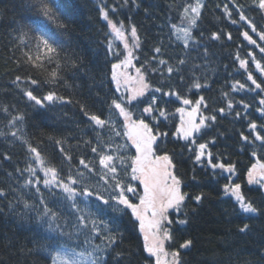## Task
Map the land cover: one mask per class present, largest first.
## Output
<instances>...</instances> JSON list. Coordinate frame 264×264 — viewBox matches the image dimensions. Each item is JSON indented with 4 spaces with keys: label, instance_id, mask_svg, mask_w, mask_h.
<instances>
[{
    "label": "trees",
    "instance_id": "1",
    "mask_svg": "<svg viewBox=\"0 0 264 264\" xmlns=\"http://www.w3.org/2000/svg\"><path fill=\"white\" fill-rule=\"evenodd\" d=\"M49 2L63 27H58L56 21L39 12V0H0V133H4L0 135V189L5 193L0 195V264H52L50 253L43 249L49 246L53 237L58 244L66 246L57 248L61 252L73 255L91 252L106 264H154L144 251L138 221L123 206L114 210L111 206L102 205L95 197L86 203L83 197L78 199L79 206L93 214L92 219L105 221L117 234V243L104 252L94 251L96 245L104 249L105 242L102 238H94L90 224L88 228L79 225L71 202L65 200L57 204L49 200L43 183L35 187L40 188L50 206L60 213V218L53 224L54 228L59 226L57 233L46 231L48 224L37 221L35 207H24L25 201L39 205L35 187L25 186V181L32 179L35 182L37 177L43 179V172L28 152L25 140L41 151L48 165L58 169L60 178L66 179L69 174L76 177L78 172H84L86 178H80L81 184L76 187L87 185L102 190L103 182L96 174L100 172L98 157L91 148L97 147L98 151L126 158L135 155V149L123 135V117L112 107V100L125 103L133 117L139 118L152 95L158 98L157 107L165 109L168 114L167 119L160 117L159 112L152 114L157 119L145 117L154 128L168 133L158 139L154 147L157 154L166 152L172 157L174 172L182 180L181 191L188 196L181 211L168 214L173 222L169 226L172 240L168 242V250L179 251L181 264H264V215L249 219V214L242 213L234 199L224 196L222 191L227 183H239L245 197L264 208V188L247 182V173L252 165L257 160L264 163V146L254 139V133L248 127L250 122H255L257 130L264 134L261 127L264 115L258 111L264 107L259 103L264 99V92L256 89L247 78L251 72L257 83L264 87V74L256 69L248 53L251 52L261 64H264V53L249 44L241 33L249 31L261 46H264V41L239 21L236 6H243V11L256 24L258 31H264V11L256 6L254 0H236L235 5L232 0H203L205 7L201 18L192 29L195 42L190 41L189 48L185 49L182 41L176 38L172 25H186L181 18L183 7L194 3V0ZM226 4L232 11L231 18L224 13ZM101 8L108 11L109 19L117 26L123 23L127 30L136 27L139 47L133 51V64L141 67L153 87H163L168 91L171 86L193 101L200 96L205 98L208 107L202 108L203 113L216 115L217 119L210 122V127L202 129L196 144L209 143L213 163L234 165V174L212 170L207 165V158L197 163L194 151H190L195 145L175 135L180 122L176 108L190 106H184L174 96L161 97L160 93L152 92L131 104L126 103L127 94L119 93L111 81V66L123 59L124 50L116 45L113 51L120 55L109 52L108 44L113 40L108 23L100 14ZM232 19L238 23H231ZM213 32L220 35L219 40L211 39ZM229 33L231 40L227 38ZM40 35L49 39L59 53L54 62L44 61V69L26 63L24 55L26 52L36 54ZM156 48L161 51L155 52ZM237 56L248 61L247 69L240 68ZM181 58L186 59V64H177ZM160 59L179 67L181 72L169 77L164 66L159 65ZM153 68L159 71L154 72ZM54 69L58 70L59 78L53 82L48 73ZM181 75L183 81L180 80ZM16 76H21L22 80L13 83ZM28 77L37 80L38 84L32 85ZM195 78L208 86L189 90ZM237 81L245 87L240 89ZM233 85H236L235 89ZM25 90H32L40 98L53 91L65 101L45 102L41 107L28 100ZM229 100L233 103L231 110L227 108ZM245 104L249 107L245 108ZM5 106L7 113L3 111ZM82 106L105 120L110 118L115 130L92 124L81 111ZM220 108L225 109L223 115L218 112ZM237 112L239 116H236ZM16 115H22L24 119L10 127L9 121ZM16 130L17 137L21 138L10 135ZM116 132L120 135L117 136ZM241 134L248 136L249 141H244ZM57 140L62 143L58 145ZM61 147L64 153H61ZM65 154L72 159H65ZM5 156L10 159H5ZM81 158L90 162L96 172L90 173L80 165ZM29 165L37 169L36 176L24 171ZM117 167L120 179L142 193L139 183L131 180L130 168L126 175L118 161ZM56 191L59 196V190ZM201 193L204 194L203 199L197 204L192 197ZM103 194L105 197L108 195L107 192ZM127 195L133 202H138L136 195ZM178 220H187V223L179 224ZM244 223L250 225L249 231L238 232V227ZM59 232L66 235L59 236ZM104 234L107 235L106 232ZM187 240L192 241L191 245L181 249L180 245Z\"/></svg>",
    "mask_w": 264,
    "mask_h": 264
},
{
    "label": "snow or ice",
    "instance_id": "2",
    "mask_svg": "<svg viewBox=\"0 0 264 264\" xmlns=\"http://www.w3.org/2000/svg\"><path fill=\"white\" fill-rule=\"evenodd\" d=\"M256 6L264 11V0H254ZM127 3V0H125ZM235 5L236 0H232ZM58 8L59 5H56ZM205 4L203 0H194V3H188L183 7V12L181 14L182 22L186 21V25L178 27L177 25H172L174 34L176 38L182 41L184 48H189V42L194 41L192 34V29L196 27L197 21L201 18L202 10ZM224 13L231 18L232 11L229 10L228 5H224ZM236 11L239 16V21H243L252 33H255L260 41H264V31H258L256 24L249 19V17L243 11L242 5L236 6ZM39 12L49 20L56 21L58 27H63V24L59 22L56 11L49 0H39ZM100 14L102 18L107 21L108 27L114 34L115 38L121 40L124 44V49L126 50V55L118 63H113L111 66V79L115 82L116 90L120 91L121 87L125 88V91L129 93L126 97V103L131 104L133 101L137 100L139 97L145 96L146 93H160L161 97H175L184 106L189 107H178L176 112L179 113L180 122L176 128L175 135L179 136L185 141H189L191 144L195 145L194 151L195 161L197 163L202 162L204 158H207V165L212 169H220L223 172L230 174L235 173V166L232 164H225L223 162L213 163V154L208 150L209 143H199L196 144V138L198 134L201 133L202 129L210 127V122H215L216 115H205L202 108H207L208 105L203 96L193 101L187 96H182L179 91L173 87H169L168 91H165L163 87H153L147 80L145 72L142 71L141 67H136L133 64V51L129 47L128 39L126 38L125 32L123 30L124 26L121 23L117 26L111 19H109L108 11L101 8ZM231 23H238L237 20L232 19ZM130 34L135 41V47H139V37L137 36V29L132 26L130 29ZM243 38L248 41L249 44L255 45L259 48L261 53H264V46L257 43L256 39L250 35L249 31H244L241 33ZM229 40L232 39L231 34L227 37ZM211 39L219 40L220 35L216 32L211 34ZM109 52L113 55L119 56L120 53L113 51V44L109 42L108 44ZM160 48H156L155 52L159 53ZM205 54H207V49H205ZM26 63L31 64L35 68L44 69V61L47 60L48 63L54 62L59 53L57 47L54 46L49 39L45 38L44 35L38 37V44L36 46V54L33 55L31 52H26L25 54ZM248 55L255 62V67L261 74H264V64H261L256 57L249 52ZM239 60L240 68L247 69L248 61L241 59L239 56L236 57ZM155 59V57H153ZM186 59L181 58L177 61V64H186ZM159 65L164 66V70L168 73L169 77L173 73H180L181 69L179 67H174L169 65L167 60L160 59ZM133 67L135 68V76L130 75L127 69ZM59 64L57 63V69ZM54 69L48 73L51 80L54 82L59 78L58 70ZM152 71H159L158 68H153ZM163 76V72H161ZM194 75V74H193ZM248 80L255 85L256 89L264 92V87L261 83H257L256 79L253 78L251 72L248 73ZM32 85H37L38 81L28 77ZM21 76H16L15 81H21ZM180 80L183 81V75L180 76ZM240 89L245 87L239 81L236 82ZM207 83L201 84L199 78H195L193 82L189 85V90L192 88L201 89L202 87H207ZM236 85H233V89ZM24 95L29 101H34L36 105L44 107L45 102L52 103L54 101H65V98L58 96L55 92L49 91L42 98L33 94L32 90H25ZM226 96L227 93H224ZM70 102V101H68ZM261 105H264V99L259 101ZM111 105L114 109L118 110L120 117H123V135L131 142V145L135 148V155L132 157L116 156L109 154L105 151H98L97 147H92V153H95L98 157V165L100 167V172L96 173L100 180L103 182L102 190H97L95 187H89L87 185L83 187H76L81 184L80 178H86L84 172H78L77 176L74 177L71 174L67 176L66 179L60 178V173L55 166L48 165L41 151L37 147L28 143L27 140L24 143L27 145L28 152L32 154L33 159L39 165L40 170L43 172V179L39 177L35 180L28 179L25 181V186L38 185L43 183L44 188L48 190L49 200L56 202L57 204L63 201H70L71 208L76 213V219L82 228H88L91 225L90 231L92 232L94 238H102L105 242V248L101 249L99 245L95 246L94 251L104 252L108 247H111L117 243V234L113 233L109 229L108 224L103 220L92 219L91 212H85L83 208L79 206L78 199L80 197L84 198V202L89 198L95 197L102 205H107L113 207L114 210H119V206H123L124 209H129L131 214L139 222V231L143 234L144 241V251L148 254L149 258H154V264H181L179 251H169L166 247L167 242L172 240V235L169 226L173 223L169 219L168 211L169 209H175L177 212L181 211L184 207L185 201L188 198L187 193L181 191L182 180L175 174L172 157L166 152L163 154H157L156 148L157 141L160 138L166 137L167 132L160 131L158 127H153L149 122H147L146 116L152 117V119H157L152 114L154 112H159L160 117L167 119V112L163 108L157 107L158 98L156 95H152L150 102L146 107L143 108V114L139 118H134L133 113L125 106V103L118 102L113 99ZM245 108L249 105L245 104ZM227 108L231 110L233 108V103L231 100L228 101ZM5 113L8 112L7 106L3 108ZM81 111L87 117V119L99 128L105 126L111 127L115 130L114 122L109 118L108 120L103 119L100 115L95 113H90L81 107ZM258 111L264 115V107L259 108ZM218 112L223 115L225 112L224 108L218 109ZM240 113L237 112L236 116ZM24 117L22 115L13 116L9 121L10 127H15L16 121H22ZM159 121L157 120V124ZM252 133H254V139L260 141L261 145L264 146V134H261L257 130L258 126L255 122H250L248 125ZM264 128V125H261ZM17 131H11L10 135L17 137ZM4 133H0L3 135ZM119 136L120 132H116ZM21 138V137H17ZM241 138L244 141H249V137L241 134ZM214 143V141H211ZM56 143L59 145L62 142L57 140ZM86 143H91V141H86ZM122 147V146H118ZM61 153H64L63 147L60 148ZM253 156L256 152L253 151ZM5 159H10V157L5 156ZM65 159L71 160L72 157L65 154ZM126 160L129 161L126 163ZM117 161L125 169V174L127 175L128 168H130L131 180L138 181L139 186H142V194L138 193L137 187L132 184H126L120 179L119 173L120 169L117 167ZM80 165L90 173H95L96 169L91 165L90 162H86L83 158L79 160ZM19 171V169H18ZM24 171H27L31 176H36L37 169L29 165ZM248 184H256L261 188H264V163L257 160L255 164L248 170L247 173ZM195 179V176H193ZM59 190V196L57 191ZM35 191L39 197V205H31L27 201L24 202L25 208L35 207L37 210V221L39 223H47L48 228L46 231L57 233L58 225L54 228L53 224L60 218V213L50 206L49 200L44 198V194L41 192L39 187H35ZM224 196H229L234 198L236 204L238 205L240 211L245 214H249V219L264 215V208L257 206L252 200L247 199L241 191V185L239 183H227L223 186ZM107 192L108 195L105 197L103 194ZM128 193H132L137 196L138 203L133 202L129 199ZM3 189H0V195H4ZM203 193L195 195L192 199L199 204L203 199ZM42 207V211H41ZM179 224L187 223V220H178ZM103 226V229L101 228ZM250 225L244 223L242 226L238 227V232L245 233L249 231ZM107 233L105 235L104 233ZM59 236L66 235L63 232L58 233ZM192 241L187 240L180 245L181 249H187L191 245ZM66 247L65 245L58 244L55 237L51 239L49 246L43 249L49 252L51 255L52 264H106V261L102 260L100 257L93 256V253L80 252L75 254L79 256V259L69 252H61L57 248ZM54 253V254H53ZM119 255V254H118Z\"/></svg>",
    "mask_w": 264,
    "mask_h": 264
},
{
    "label": "rangeland",
    "instance_id": "3",
    "mask_svg": "<svg viewBox=\"0 0 264 264\" xmlns=\"http://www.w3.org/2000/svg\"><path fill=\"white\" fill-rule=\"evenodd\" d=\"M107 26H108V24H107ZM108 29H109V34H111V39L113 40V48L116 46V45H118L121 49H123L124 50V54L126 55L127 53H126V50L124 49V44H123V42L121 41V40H119V39H117V38H115V36H114V34L111 32V29L108 27ZM123 30H124V32H125V35H126V38L128 39V42H129V47L130 48H132V51H134V49H135V41L133 40V38L131 37V34H130V30H127L126 28H123ZM116 63H118V62H116ZM127 72L130 74V75H133V76H135V69H132V67H130V68H128L127 69ZM112 81V80H111ZM112 83H113V85H114V87H115V89H116V85H115V82H113L112 81ZM119 93H122V94H127V96L129 95V93L128 92H126L125 91V88L122 86L121 87V89H120V91H118ZM126 96V97H127ZM130 142V141H129ZM130 144H131V142H130ZM133 148H134V146H133ZM135 149V148H134ZM138 182V181H137ZM247 182H248V177H247ZM252 185H256V184H252ZM141 189H142V186H141ZM142 194V193H141ZM234 199V198H233ZM235 201V200H234ZM136 203H138V202H136ZM176 210L175 209H169V211H168V214L170 213V212H175ZM135 218V217H134ZM138 224H139V222H138ZM141 233V232H140ZM141 237L143 238V234L141 233ZM144 242V241H143ZM167 245H168V242H167V244H166V247H167ZM75 256V258H77V256L76 255H74ZM78 259V258H77ZM153 259V262H154V258H152Z\"/></svg>",
    "mask_w": 264,
    "mask_h": 264
}]
</instances>
